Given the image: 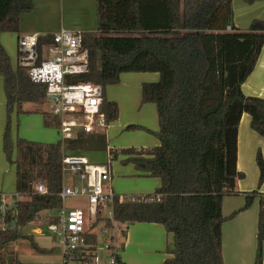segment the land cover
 I'll return each instance as SVG.
<instances>
[{
    "label": "trees",
    "instance_id": "16d2710c",
    "mask_svg": "<svg viewBox=\"0 0 264 264\" xmlns=\"http://www.w3.org/2000/svg\"><path fill=\"white\" fill-rule=\"evenodd\" d=\"M232 0H95L97 29L83 32L82 45L88 51L87 70L67 78L70 82H91L102 86L101 112L107 122L117 118L115 102L108 101L105 88L119 81L121 72H157L155 82H144L141 103L155 105L158 130L152 131L159 144L150 148L109 149L111 158L120 156L132 163L140 175L157 177L160 186L143 199H120L112 203L111 218L97 216L94 227L155 222L171 236V255L162 264H224L221 251L222 223L248 208L256 191L245 194L243 206L222 215V197L238 192L236 181L243 176L236 167L237 126L242 113L251 117V128L264 136V97L248 96L241 84L251 72L264 40V19L253 18L247 28L232 22ZM34 8L32 0H0V33L16 32L20 16ZM227 26L230 28L227 29ZM51 35L38 36L39 63ZM0 74L6 96V123L2 151L14 165L16 200L2 210L0 194V264H28L6 259L3 249L19 239L40 253L54 248L38 245L25 228L41 210L61 206L59 192L62 144L17 136L13 141L10 113H28L24 105L42 103L45 85L34 83L26 68H15L0 43ZM44 125L57 126L60 119L43 111ZM53 117L52 120L48 118ZM132 125L130 128H138ZM85 150L106 148L101 131L81 134L70 140ZM258 185L264 181V160L257 152ZM43 182L46 193L35 192ZM16 210V215L13 211ZM13 215V216H12ZM4 217L13 227L1 226ZM119 241L126 232L120 228ZM257 251L253 264H262L264 241V195L259 197L256 226ZM97 235L86 232L77 256L96 257ZM117 248V247H116ZM115 264H124L111 248Z\"/></svg>",
    "mask_w": 264,
    "mask_h": 264
},
{
    "label": "crops",
    "instance_id": "0c3cea01",
    "mask_svg": "<svg viewBox=\"0 0 264 264\" xmlns=\"http://www.w3.org/2000/svg\"><path fill=\"white\" fill-rule=\"evenodd\" d=\"M32 2L33 10L24 12L20 16L18 31L0 33V43L7 52L13 68L18 64L17 42L22 35H51L60 28L68 30L78 29L83 32H93L97 29L95 0H32ZM231 6L232 22L239 29L247 28L251 20L257 16L245 12L246 8L241 5L240 0H232ZM239 10H241V14ZM158 78L157 72H121L117 83L106 86L105 96L108 101L116 103L118 110L117 118L108 122L105 129L100 130L105 134L106 139L108 138L107 140L110 141L105 148L107 154L108 149L112 148V146H115V148H150L159 144L158 138L151 133L158 130L155 105L153 103H140L142 83L155 82ZM241 89L245 95L264 97V40L258 58L251 72L241 84ZM137 107L139 109L136 112ZM28 111H31L28 113L40 116L43 128L38 129L37 133L45 138H41L38 141L56 142L59 136L56 135L51 140L50 135L46 132L48 129L53 128L58 133L59 124L57 126H46L43 123L42 112L38 108ZM24 114L20 115L23 116ZM6 116V96L3 87V77L0 74V145L2 144L1 133L5 127ZM9 116L13 141L17 136L30 139L26 117L23 116L19 119L14 110L11 111ZM48 120L53 121V117L51 116ZM250 121V115L245 112L242 113L237 126L236 167L238 171L243 173V176L236 181L238 192L226 194L222 197V215L226 217L234 210L241 208L245 202V194L254 191H256V194L248 208L238 211L233 217L224 220L222 223L221 251L224 264H253L257 251L256 226L259 197L264 195V181L258 185L259 168L256 163V155L257 152H260L264 160V136L251 128ZM13 122L14 124L11 126ZM132 125H140L141 127L140 129L130 128ZM44 139H48V141ZM73 148L76 147L74 146ZM69 152L82 154L85 149L78 145L77 149H72ZM85 156L89 160L86 154ZM3 157L4 154H2L0 149V162L2 164L0 170L2 169L3 173L2 182L0 183V194L3 198L9 196L13 200L15 195V170L4 169ZM119 158L121 160L122 157L120 156ZM106 164L110 167L109 162H106ZM127 165L122 167V173L125 174L123 175L125 177L121 182L124 186H116V190L113 189L116 194L122 192L124 193L122 195H145L152 193V190L154 191L160 186L159 178L140 175L134 169L132 163ZM4 178L8 179L7 187L4 186ZM128 182L132 186L129 187ZM109 185L111 186L110 182ZM12 187L13 190L11 189ZM114 228L116 229V227ZM119 228H124L126 232L119 248L121 239L118 240V235L115 237L117 252L124 264H162L165 258L171 256L167 252L171 245V236L166 232L162 224L131 222L121 224ZM261 248L262 264H264V241Z\"/></svg>",
    "mask_w": 264,
    "mask_h": 264
},
{
    "label": "built area",
    "instance_id": "2783aa9c",
    "mask_svg": "<svg viewBox=\"0 0 264 264\" xmlns=\"http://www.w3.org/2000/svg\"><path fill=\"white\" fill-rule=\"evenodd\" d=\"M230 27L227 26V29ZM81 30H68L60 28L52 34V41L43 47L42 59L37 63L38 34H25L19 37L18 64L26 68L30 80L34 83L45 85L44 101L49 103V111L60 119L58 126L59 140L62 144L61 172L73 174L77 181L70 184L62 183L59 192L61 206L56 211L55 221L47 225V229L53 233L60 247V260L49 264H92L90 260H81L77 256V250L84 243V234L93 233L92 224L96 217L102 215L103 208L112 214V203L116 194L105 181H110V170L107 164L91 163L85 155L74 154L65 142L79 137L81 134L93 133L103 130L108 122L101 112L103 89L100 84L91 82H70L67 78L74 74L87 70L88 51L82 45ZM78 129V131L74 129ZM36 193H46L43 182L34 185ZM15 194V193H14ZM120 199H143L145 195H118ZM70 197H83L87 202V210L74 207L65 208V200ZM1 209L5 210L11 204L4 201ZM8 203V202H7ZM52 211V210H48ZM17 211H13L16 215ZM12 215V216H13ZM1 226L13 227L14 222L9 217H4ZM114 227L117 224L113 223ZM103 229L105 237L111 242L105 246L117 251L115 245V228ZM109 264H115L110 257Z\"/></svg>",
    "mask_w": 264,
    "mask_h": 264
},
{
    "label": "rangeland",
    "instance_id": "374dc122",
    "mask_svg": "<svg viewBox=\"0 0 264 264\" xmlns=\"http://www.w3.org/2000/svg\"><path fill=\"white\" fill-rule=\"evenodd\" d=\"M241 5L246 8L245 12L257 15L255 16L256 18L264 19V0H240ZM241 10H239V13ZM58 14V13H57ZM159 75V74H158ZM144 83V82H143ZM142 87V85H141ZM141 94V92H140ZM141 103V100H140ZM150 103V102H146ZM144 104V103H141ZM25 109L27 110H32L34 108H38L41 112L43 111H48L49 109V103L47 101H43L42 103H27L24 105ZM139 107H137V110ZM35 113V112H34ZM40 113V112H39ZM41 114V113H40ZM118 115V114H117ZM26 117V125L28 126V135L30 136V139L33 140H40L43 137V135H39L37 133L38 129L43 128L40 122V116L37 114L33 113H26L23 115ZM22 115H19V119L23 117ZM17 118V121H18ZM113 121V120H112ZM40 122V123H39ZM14 124V122L11 124V126ZM140 126V125H139ZM16 129V126H15ZM25 129V126H24ZM140 129V127L136 128ZM78 131V129H74ZM151 131V130H149ZM3 133V132H2ZM1 133V135H2ZM50 135L51 140L54 139L58 135L56 131H54L53 128L48 129L47 132ZM108 139V138H107ZM106 139V147L109 145L110 141ZM48 141V139H44ZM59 140V139H58ZM55 142V141H54ZM69 146L70 150L72 149H77V144L71 143L70 140H67L65 142ZM76 148H73V147ZM115 146H112L110 149H114ZM1 152L2 151V144L0 145ZM82 154H86L89 157L90 162H94L97 164H106V162H109V170L110 171V179L109 181L111 183L112 190H116V186L118 187H123V183L121 182L122 179L125 177L124 173H122V167L123 165L126 166L127 164H123L120 161V158L113 159L111 158L109 154V149H108V154L106 153L105 148L99 149V150H85ZM0 162V166H1ZM112 165V166H111ZM3 166L5 170H10L14 171V165L10 162H8L5 158L3 157ZM129 167V165H127ZM112 168V169H111ZM2 170V169H1ZM0 170V183L2 182V171ZM73 180L77 181V177L73 174L66 173L63 176V182L66 184H70ZM4 186L7 187L8 185V179L4 178ZM107 184H109L108 181H105ZM13 183V182H12ZM12 183H10L12 185ZM133 184V183H132ZM128 186H132L130 182H128ZM13 190V187L11 188ZM117 192V191H116ZM153 192V190L151 191ZM118 193V192H117ZM118 194H124V193H118ZM144 194V193H143ZM11 197L7 196L4 201H6L7 205L11 204ZM8 202V203H7ZM65 208H74L78 207L81 209H84L85 211L87 210V202L85 198L83 197H70L67 198L64 202ZM102 217H109V211L106 207L103 208L102 211ZM56 218V211H47V210H41L38 213V216L36 219H34L32 222H30L27 227L25 228L26 233L31 234L33 236V240L40 246L42 247H47L51 248L53 247L55 250L52 253H40L35 250H33L29 246V242L26 239H19L13 244L7 246L5 249L2 250L1 255L6 258V259H11V258H16L18 261H21L23 263H28V264H49V263H54L60 260V250H59V243L58 241L53 237V233L47 229V225L50 222L55 221ZM103 223H98L96 224L92 231L97 235V247H96V257L93 260L92 264H109V259H110V252L111 248H107L105 244L107 245L108 243L111 242L109 237H105V234L102 231ZM120 225H117L115 229V235H118V240L122 239V236L120 235ZM113 229V228H112ZM115 245H116V240H115Z\"/></svg>",
    "mask_w": 264,
    "mask_h": 264
}]
</instances>
